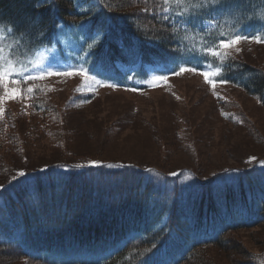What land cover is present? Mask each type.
Masks as SVG:
<instances>
[{"label": "trees", "instance_id": "trees-1", "mask_svg": "<svg viewBox=\"0 0 264 264\" xmlns=\"http://www.w3.org/2000/svg\"><path fill=\"white\" fill-rule=\"evenodd\" d=\"M78 1L0 0V22L13 28L20 52L25 55L56 43L61 27L90 21L88 35L79 32L87 51L85 66L101 65L97 77L117 85H128L141 76L136 63L144 67L207 63L202 54L191 51L197 28L185 30L171 24L165 19L163 0H81L83 6ZM228 3L240 12L231 17L221 15L223 27L214 31L228 32L237 27L242 35L258 34V21L264 19V0ZM241 14L247 22L236 25ZM216 15L209 12L206 17ZM197 19L188 22L196 26ZM97 29L103 30L102 38H97L99 46L86 39ZM88 44H93V49ZM75 63L83 64L79 59ZM221 76L227 81L224 84L244 90L264 105V69L231 55ZM29 86H33L32 93L26 91ZM19 87L25 97L39 94L40 87L29 80ZM92 99V95H86L70 103L77 109ZM26 106L28 110L24 111L31 115L48 114V118L63 124L64 115L60 118L43 95ZM3 112L0 176L6 169L2 146L9 148L16 142L19 148L22 143L14 132L18 118L9 109ZM234 115L238 114H230ZM33 130L26 135L34 140ZM61 131L54 128L52 132ZM23 172L26 176L17 175L0 184L4 186L0 188V258L11 257L15 263L215 264L205 250L215 247L243 252L229 234L264 223V183L260 180H264V170L258 165L225 169L208 178L193 169L172 175L158 167L115 161L97 165L59 162ZM128 182L131 185L127 186ZM100 183H113L114 189L121 191L120 197L116 198L112 190L95 193L94 185ZM142 208L148 211L145 219L140 214ZM250 257L249 262L239 264H264V258Z\"/></svg>", "mask_w": 264, "mask_h": 264}, {"label": "rangeland", "instance_id": "rangeland-1", "mask_svg": "<svg viewBox=\"0 0 264 264\" xmlns=\"http://www.w3.org/2000/svg\"><path fill=\"white\" fill-rule=\"evenodd\" d=\"M79 38L78 27L63 29L56 43L34 53V57H25L24 63L28 64V59H42V66L53 73L79 66L75 63L83 52L79 49ZM235 47L240 51L236 52ZM235 47L229 49L232 56L264 69V43L241 41ZM4 55L9 56L7 47ZM38 72L39 69L28 65L27 75ZM154 77L167 79L153 82ZM29 81L40 87L36 97L21 93L0 102V108L11 110L18 118L14 132L22 138L19 148L16 142L9 148L2 146V164L6 169L4 173L1 171L4 175L0 176V184L20 171L59 162L90 165V161H115L158 167L167 173L193 169L203 178L258 163L264 168V105L240 88L228 84H215L213 88L200 71L172 76L156 71L141 82L144 87L138 88L104 86L112 85L108 82L92 83L89 88L81 75L53 74ZM3 93L4 89L0 88V96ZM41 95L60 113V118L64 115L63 124L48 118V114L31 115L24 111L28 110L27 103ZM86 95H92L93 99L74 109L70 100ZM231 113L238 115L230 116ZM32 128L34 140L26 135ZM54 128L62 131L53 133ZM94 186L95 193L112 190L116 198L120 197L121 191L114 189L113 183ZM145 213L147 209L142 208L140 214L144 219ZM228 237L243 252L215 247L205 250L215 264L249 262L250 255L263 260L264 223L236 230ZM0 264L25 263L1 257Z\"/></svg>", "mask_w": 264, "mask_h": 264}, {"label": "snow or ice", "instance_id": "snow-or-ice-1", "mask_svg": "<svg viewBox=\"0 0 264 264\" xmlns=\"http://www.w3.org/2000/svg\"><path fill=\"white\" fill-rule=\"evenodd\" d=\"M37 7L40 4L37 3ZM163 10L173 11L177 17L187 18L181 19V23H188V20L201 18L207 16L209 12L217 13L213 16L211 20L206 21L208 27L219 28L221 21L220 16L231 17L236 13H239V9H233L229 5L228 0H163ZM168 19V17H165ZM242 22H247L244 14H241V18L236 20V25H242ZM259 28L258 34H254L251 37L241 34V29L237 27L231 28L228 32L220 31L218 34V39L214 41L211 45L204 44L202 48L198 50L192 48L191 51L194 54H202L207 61L204 65H198L193 67H187L186 65L190 62H185L184 65H176L175 67H170L168 63L160 66L159 70L162 72H171L174 75H180L185 71L196 72L199 68L200 74L204 76L205 81L210 85L215 87L217 82L227 83L225 79L222 78L221 74L224 65L231 58V52L229 49L235 47L243 40L252 39L256 43H264V19L258 21ZM102 29H97L92 35L88 36L87 40H92L95 46H99L98 37L102 38ZM8 48L9 56L4 55L5 48ZM89 49H93V44H88ZM236 52L240 49L235 47ZM31 56H35L34 53H30ZM14 57V58H11ZM24 54L20 52V43L16 39L14 30L10 26L0 25V88L4 89V93L0 96V102L5 98H15L21 94V89L19 85L22 81L43 79L47 75H81L84 77L85 84L91 87L92 83L97 85H104V81L97 79V76L102 72V66L97 65L93 68L85 67L83 64L79 66H69V69L64 72L53 73L49 68L43 67L42 59H28V64L24 63ZM28 65L35 69H39L36 75H27ZM176 68L179 70L177 71ZM96 72V75H90V73ZM216 78H220L217 80ZM166 77H154L153 82L165 80ZM115 87V84L104 85ZM79 90V89H78ZM26 91L28 93L33 92V86H29ZM3 108H0V114L3 113ZM92 165H97L100 162L90 161ZM175 175V173H171ZM19 177L26 176V173L20 171L18 173ZM15 179V177H14ZM0 185V188H3Z\"/></svg>", "mask_w": 264, "mask_h": 264}]
</instances>
